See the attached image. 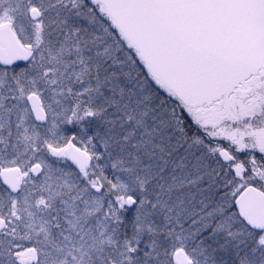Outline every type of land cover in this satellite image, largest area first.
Returning <instances> with one entry per match:
<instances>
[{
    "label": "snow or ice",
    "instance_id": "6c2138e0",
    "mask_svg": "<svg viewBox=\"0 0 264 264\" xmlns=\"http://www.w3.org/2000/svg\"><path fill=\"white\" fill-rule=\"evenodd\" d=\"M0 264H264V0H0Z\"/></svg>",
    "mask_w": 264,
    "mask_h": 264
}]
</instances>
